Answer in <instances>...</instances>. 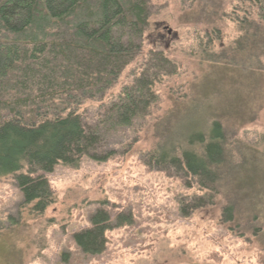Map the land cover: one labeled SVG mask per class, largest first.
Listing matches in <instances>:
<instances>
[{"label":"rangeland","instance_id":"obj_1","mask_svg":"<svg viewBox=\"0 0 264 264\" xmlns=\"http://www.w3.org/2000/svg\"><path fill=\"white\" fill-rule=\"evenodd\" d=\"M256 11L241 0H150L142 55L103 99L78 109L97 134L92 156L46 175L53 204L38 215L14 177L0 178V264H264V28L260 48L243 53L247 66L210 62L245 36L242 21L255 22ZM151 52L175 68L155 86L149 115L129 128L102 122L100 106L133 84ZM214 123L238 152L229 193L148 165L159 146L183 144L184 132L208 135ZM98 211L133 224L109 232L102 255L86 256L73 237Z\"/></svg>","mask_w":264,"mask_h":264},{"label":"trees","instance_id":"obj_2","mask_svg":"<svg viewBox=\"0 0 264 264\" xmlns=\"http://www.w3.org/2000/svg\"><path fill=\"white\" fill-rule=\"evenodd\" d=\"M241 2L256 8V21H242L247 24L240 27L245 36L210 62L244 66L252 58L243 53L260 48L255 39L264 28V0ZM149 3L0 0V178L14 177L24 204L33 206L36 214L53 204L46 175L59 165L77 167L98 145L97 134L86 131L78 109L103 99L142 55L138 41L148 28ZM172 67L162 53H149L133 84L100 106L102 122L129 128L145 119L158 102L155 86ZM185 134L180 135L183 144L174 140L159 146L148 165L155 162L159 169L196 179L203 192L229 193V182L238 173V152L229 150L220 124L214 123L208 135L195 130ZM90 223V229L73 239L84 255L99 256L106 250L107 234L132 226L133 218L113 219L107 211H98Z\"/></svg>","mask_w":264,"mask_h":264}]
</instances>
